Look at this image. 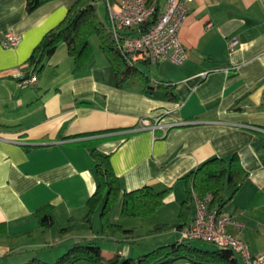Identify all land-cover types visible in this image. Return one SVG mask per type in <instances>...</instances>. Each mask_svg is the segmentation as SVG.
I'll return each mask as SVG.
<instances>
[{
  "label": "crops",
  "instance_id": "crops-1",
  "mask_svg": "<svg viewBox=\"0 0 264 264\" xmlns=\"http://www.w3.org/2000/svg\"><path fill=\"white\" fill-rule=\"evenodd\" d=\"M74 1L28 12L26 0H0V264L52 263L89 241L106 258H138L179 240L174 228L152 230L179 223L189 185L183 177L212 157L234 155L248 179L223 207L240 224L227 229L253 255L264 253V0H193L180 29L187 59L139 61L122 85L100 42L81 63L66 43L43 63L29 61ZM9 31L22 36L16 47L2 44ZM233 38L239 44L231 50ZM33 75L35 83L20 84ZM143 117L160 126L141 127ZM93 149L109 155L123 191L171 188L165 203L145 219L125 217L120 196L109 218L128 231L105 235L104 197L87 220L98 184ZM47 204L56 222L44 228L36 211Z\"/></svg>",
  "mask_w": 264,
  "mask_h": 264
},
{
  "label": "trees",
  "instance_id": "trees-1",
  "mask_svg": "<svg viewBox=\"0 0 264 264\" xmlns=\"http://www.w3.org/2000/svg\"><path fill=\"white\" fill-rule=\"evenodd\" d=\"M48 1L51 0H26L27 11L33 12ZM117 1L109 0L111 3ZM147 1L154 2V0ZM157 2H161V0H157ZM97 5V0H75L63 21L45 34L29 61L43 63V59L53 55L60 43H66L69 54L76 62L81 63L91 49V39L97 36L101 49L114 68L117 84L122 85L132 70L115 46L110 31L107 6L106 17L102 19ZM156 16L157 14H154L149 23ZM91 152L95 161L98 184L95 193L87 202L89 207L87 220H91L97 203L104 197L101 215L102 231L105 235L114 234L117 231H128L109 218V212L120 196L122 197V215L125 217L145 219L165 203V198L171 188L157 189L152 185H145L134 190L123 191L121 179L115 173L109 155L102 154L95 149ZM183 179L187 180L189 185L186 189V197L181 204L179 223L175 225L156 224L152 230L153 233L170 228L179 231L183 225L189 223L187 221L192 209L194 211L195 195L198 198H204L211 193L213 198L210 208L219 212L223 211L225 204L248 179V172L237 155L232 156L229 161L222 157H212L186 174ZM36 216L44 228H48L56 222L54 208L49 204L41 206L36 211ZM70 229L71 227H63L61 232L65 233ZM192 241L194 240L181 239L180 236L179 240L159 244L138 258L123 257L120 253L106 258L98 243L94 241L78 242L52 263L34 257L22 264H74L81 260L93 264H173L181 260H187L191 264H241L240 258L228 248L216 246V249L210 250L199 247Z\"/></svg>",
  "mask_w": 264,
  "mask_h": 264
},
{
  "label": "built area",
  "instance_id": "built-area-1",
  "mask_svg": "<svg viewBox=\"0 0 264 264\" xmlns=\"http://www.w3.org/2000/svg\"><path fill=\"white\" fill-rule=\"evenodd\" d=\"M110 31L117 50L129 66L139 61L149 63L170 61L183 63L188 56L187 49L180 38V29L190 12L193 0H166L164 4L154 0H118L111 3L106 0ZM159 6V8H158ZM154 14L156 18L149 23ZM22 36L14 31L5 34L4 47H16ZM239 44L237 38L231 39L229 48L233 50ZM37 81V75L23 79L21 85H30ZM159 118L154 122L149 117L141 119V127L157 129ZM213 196L194 197V215L192 220L179 229L181 239L200 240L214 244L219 248L232 250L244 264H264V253L253 255L249 244L238 235L228 231V226L238 222L224 211L210 208ZM2 256L0 252V257Z\"/></svg>",
  "mask_w": 264,
  "mask_h": 264
},
{
  "label": "rangeland",
  "instance_id": "rangeland-1",
  "mask_svg": "<svg viewBox=\"0 0 264 264\" xmlns=\"http://www.w3.org/2000/svg\"><path fill=\"white\" fill-rule=\"evenodd\" d=\"M98 2V5H97V8H98V12H99V15L102 19H104L106 17V3L104 0H97ZM99 44V38L97 36H94L92 39H91V45H92V48L93 47H97ZM203 241H200V240H194V244L197 245V246H200V245H205L206 248L210 249V250H214L216 249V246L211 244V243H202ZM140 243H146V242H140Z\"/></svg>",
  "mask_w": 264,
  "mask_h": 264
}]
</instances>
